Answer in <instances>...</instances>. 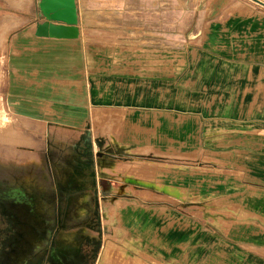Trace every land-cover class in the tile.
I'll list each match as a JSON object with an SVG mask.
<instances>
[{"label":"rangeland","instance_id":"1","mask_svg":"<svg viewBox=\"0 0 264 264\" xmlns=\"http://www.w3.org/2000/svg\"><path fill=\"white\" fill-rule=\"evenodd\" d=\"M238 1L245 0H75L78 37L58 45L42 43L41 47L44 70L48 71L44 80L61 79L73 84L57 87L46 82L44 103L37 112L46 121L70 125L40 128V151L46 152L48 146L53 170L71 160V138L76 135L81 137L79 146L90 152L106 147L111 148L108 151L129 150L125 146L137 137L138 156L145 164L153 162L162 167L169 161L175 163L181 199L178 206L171 204L184 208L182 222L201 228L211 224L214 236L225 231L219 228V222L233 219L225 210L236 203L234 196L227 194L250 185L255 175L264 178L263 161L254 162L246 152H240L243 155L238 158H227L225 154L237 153L229 146L218 144L216 148L214 141L220 136L215 128H229L221 123L219 111V105L224 107L228 99L220 100L219 96L227 95L234 86L232 92L243 91L251 85L247 83L249 76L254 79L264 74V9L257 5L261 3L249 0L257 10L240 14L232 11ZM37 4L38 0H28L30 13L0 17V162L4 163L0 172L6 176L26 171L14 157L28 147L29 130L37 131L24 122L26 112L12 116L4 106L7 69L15 66L9 58L32 56L39 50L33 37L36 22L43 21ZM64 64L67 71H58ZM160 173L162 180L168 181V172ZM13 184L20 185L16 179ZM26 184L29 189L35 187L32 182ZM248 198L242 196L246 205L251 203ZM26 199L33 211L41 212L33 196ZM159 202L162 200H148L146 204L152 208ZM99 205L96 215L100 227H105L103 235H96L97 231L84 234L80 229L70 240L81 245L86 242L82 238L89 236V242L95 245L91 264H146L139 256L119 248L112 251L105 218L108 212L123 208L119 204ZM2 207L0 264H20L23 253L4 249L3 242L12 229L6 224L5 214L9 212ZM62 207L54 206L58 212ZM71 207L70 219L75 220L76 208ZM19 208L15 214L23 215ZM203 230H198V235L202 236ZM235 232L230 229L228 235ZM203 243L202 236L199 246L178 247L181 264H196L193 261L210 257V252L207 257L204 252L190 254ZM166 252L169 255L171 248ZM102 254L104 261L99 259Z\"/></svg>","mask_w":264,"mask_h":264},{"label":"crops","instance_id":"2","mask_svg":"<svg viewBox=\"0 0 264 264\" xmlns=\"http://www.w3.org/2000/svg\"><path fill=\"white\" fill-rule=\"evenodd\" d=\"M245 1L235 3L232 11L243 14L257 10L254 6L256 4L249 0ZM257 1L264 5V0ZM257 5L264 9V6L258 3ZM29 7L28 0H0V17L28 14L31 9ZM39 22L42 20L36 23ZM33 37L39 50L36 49V53L32 56L9 58L15 66L6 68L9 76L6 77L4 92L5 110L12 116L26 112L23 115L24 122L28 127L37 129V131L34 129L33 133L29 130L28 147H24L18 152L20 155L15 154L14 157L16 159L14 161L27 172L7 176L0 172V204L3 210L5 209V213L9 212L5 214L7 225L14 226L18 233L21 226L26 223L25 217L30 209L26 197L33 196L38 202V207L41 208L40 213H45L49 220L58 212L54 206L62 204L63 207L58 212L59 217H62L59 224L61 222L64 224L60 236L65 242L70 243L74 233L80 229L84 234L91 235L93 231H97L96 235H103L105 227H100L97 221L99 216L96 215L100 207L99 203H109L114 207V204H119L123 210L108 212L109 216L104 222L107 223L106 227L109 230L107 243L112 246L114 252L119 248L131 256H139L146 264H181L178 247L181 248L182 244L198 245L203 236L204 243L200 245L201 248L191 250L190 254L204 252L207 257L210 252L211 255L205 260L193 261L196 264L203 262V264H264V178L261 179L260 176L262 174L250 178V185L227 194L233 195L236 202L230 205L229 211L225 210L233 215V219L220 221L219 228L225 231L214 236L209 229L211 224L201 228L195 223L185 225L182 222L184 208L173 207L171 204L178 206L181 199L177 194L179 187L176 183L175 163L171 164L169 161L162 167L153 162L145 164L138 156L137 148L140 142H137V137L133 144H127L130 145L129 147L125 146L129 150L118 151L115 148L108 151L111 148L106 147L101 151L92 148L90 152L89 149H82L79 146L81 137L76 135L71 138L73 142L71 160L58 170H53L48 146L46 145V152L40 151L42 141L40 128L42 131L43 126L58 125L70 128L68 127L70 125L62 121L51 122L50 119L46 121L40 118L37 112L44 103L43 88L46 82L53 83L57 87L61 85L70 87L73 84L61 79L52 82L44 80V73L48 71L44 70L41 47L42 43L55 42L58 45L73 40ZM60 68L58 71H67L65 64ZM263 82L264 74L254 79L249 76L247 83L251 85L246 86L243 91L238 89L232 92L234 86L232 91L227 92L226 97L224 94L219 96L220 100L228 99L227 104L223 103L224 107L219 105V111L221 123L229 125V128H215V132L220 136L215 137L214 141L216 148L218 144L220 147L229 146L233 153H237V155L225 154L227 158L231 156L238 158L240 152H246L254 162H264ZM91 135L92 140H95L94 134ZM133 145H135L134 150L131 148ZM1 165L4 166V163L0 162V168ZM160 170L168 172V181L162 180ZM13 179H16L20 185L17 187L11 185ZM31 182L35 185L33 189H29L26 184ZM48 183H51L53 189L51 194ZM7 193L10 195L8 196ZM15 193L18 197H15ZM243 195L249 196L251 202L249 205L242 202ZM148 200H162V202H159L160 205L157 207L148 208L146 204ZM72 205L76 208L75 220L70 219L72 214L70 210L73 207L69 208V206ZM49 206H53L52 209ZM19 207L26 210L24 219L23 215L15 214V209ZM74 223L76 225H73ZM201 229H204L202 236L198 235V230ZM230 229L236 230L234 236L228 235ZM17 233L12 228V234L3 242L6 252H13L15 241L19 240ZM88 237L86 235L82 239L89 240ZM166 248H171L169 255L166 254ZM215 260L217 262H214Z\"/></svg>","mask_w":264,"mask_h":264},{"label":"flooded vegetation","instance_id":"3","mask_svg":"<svg viewBox=\"0 0 264 264\" xmlns=\"http://www.w3.org/2000/svg\"><path fill=\"white\" fill-rule=\"evenodd\" d=\"M32 209L30 207V211H27L25 217L27 221L21 226L18 233L14 226L9 225L19 236V240L15 241L16 245L13 252L23 253L24 261L20 264L92 263L95 245L89 242L90 240L84 239L86 242L81 243V245L65 242L60 236L64 224L62 222L59 224L62 217H59L58 212L49 220L45 213L41 214L39 213L40 210L33 211ZM19 210L23 212L22 218L24 219L26 210L23 207ZM7 236L10 234L8 233Z\"/></svg>","mask_w":264,"mask_h":264},{"label":"water","instance_id":"4","mask_svg":"<svg viewBox=\"0 0 264 264\" xmlns=\"http://www.w3.org/2000/svg\"><path fill=\"white\" fill-rule=\"evenodd\" d=\"M37 7L43 21L35 25V37L55 40H75L78 37L75 0H38Z\"/></svg>","mask_w":264,"mask_h":264},{"label":"bare ground","instance_id":"5","mask_svg":"<svg viewBox=\"0 0 264 264\" xmlns=\"http://www.w3.org/2000/svg\"><path fill=\"white\" fill-rule=\"evenodd\" d=\"M103 257H104V256H103V254H102V255H101V258L99 257V259L102 260V261H104V260H103Z\"/></svg>","mask_w":264,"mask_h":264},{"label":"trees","instance_id":"6","mask_svg":"<svg viewBox=\"0 0 264 264\" xmlns=\"http://www.w3.org/2000/svg\"><path fill=\"white\" fill-rule=\"evenodd\" d=\"M93 259H94V256H93Z\"/></svg>","mask_w":264,"mask_h":264}]
</instances>
